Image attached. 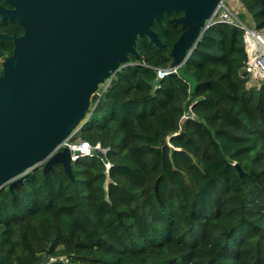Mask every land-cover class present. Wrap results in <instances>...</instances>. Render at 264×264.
<instances>
[{"label":"trees","instance_id":"16d2710c","mask_svg":"<svg viewBox=\"0 0 264 264\" xmlns=\"http://www.w3.org/2000/svg\"><path fill=\"white\" fill-rule=\"evenodd\" d=\"M238 1L264 28V0ZM174 15L151 24L162 47L135 39L90 97L76 135L106 163L93 153L71 178L55 163L0 188V264H264V82L245 86L242 31L219 21L180 66L190 93L169 67Z\"/></svg>","mask_w":264,"mask_h":264},{"label":"water","instance_id":"95a60500","mask_svg":"<svg viewBox=\"0 0 264 264\" xmlns=\"http://www.w3.org/2000/svg\"><path fill=\"white\" fill-rule=\"evenodd\" d=\"M217 2L41 0L25 13L23 35L15 40L0 77V188L21 182L56 144L80 128L92 110L91 95L136 55L135 39L145 36L162 47L150 26L160 25L163 14L180 13L172 18L182 31L169 49V67L177 69L191 93L195 81L180 66ZM105 151L94 148L92 153L106 163ZM75 160L62 147L43 162L41 171L58 163L71 178Z\"/></svg>","mask_w":264,"mask_h":264},{"label":"built area","instance_id":"2783aa9c","mask_svg":"<svg viewBox=\"0 0 264 264\" xmlns=\"http://www.w3.org/2000/svg\"><path fill=\"white\" fill-rule=\"evenodd\" d=\"M219 21L234 25L242 31V40L247 52V61L245 62L247 79L245 86H258L260 83H262L261 81L264 82V28L254 29L246 26L243 21L238 18L236 13L233 12L225 3V0H218L207 21V25ZM106 84L103 87H105ZM95 93H98L97 90ZM77 131L78 130L73 131L60 143L56 144L48 156L43 161H41L38 166L41 167L43 162L52 153L60 150L62 147H66L68 149L70 161H73L81 156L93 154L92 150L94 148H100L102 150L106 149L101 148L98 144H95L94 146L89 145L87 141L80 139L76 135Z\"/></svg>","mask_w":264,"mask_h":264},{"label":"flooded vegetation","instance_id":"af4514ba","mask_svg":"<svg viewBox=\"0 0 264 264\" xmlns=\"http://www.w3.org/2000/svg\"><path fill=\"white\" fill-rule=\"evenodd\" d=\"M40 1L0 0V77L3 74V63L13 53L15 40L23 35L24 28L20 20L25 13L33 11ZM179 15L171 16V19Z\"/></svg>","mask_w":264,"mask_h":264},{"label":"rangeland","instance_id":"374dc122","mask_svg":"<svg viewBox=\"0 0 264 264\" xmlns=\"http://www.w3.org/2000/svg\"><path fill=\"white\" fill-rule=\"evenodd\" d=\"M225 3L230 7V9L236 13L238 18L243 21V23L250 27L254 28L252 21L249 19V16L246 14L244 9L242 8L241 4L238 0H225ZM255 29V28H254ZM260 82V81H259ZM258 82V83H259ZM263 82V81H261ZM107 83V80H105L102 84L98 86L97 92L100 91V89Z\"/></svg>","mask_w":264,"mask_h":264}]
</instances>
